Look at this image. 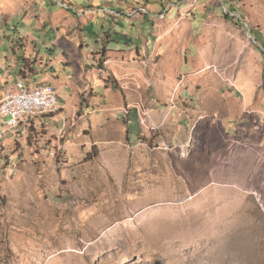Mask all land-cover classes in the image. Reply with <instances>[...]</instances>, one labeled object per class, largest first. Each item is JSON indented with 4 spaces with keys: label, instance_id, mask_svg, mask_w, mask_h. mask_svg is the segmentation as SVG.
I'll use <instances>...</instances> for the list:
<instances>
[{
    "label": "rangeland",
    "instance_id": "1",
    "mask_svg": "<svg viewBox=\"0 0 264 264\" xmlns=\"http://www.w3.org/2000/svg\"><path fill=\"white\" fill-rule=\"evenodd\" d=\"M61 78L0 125V264H264V0H0V99Z\"/></svg>",
    "mask_w": 264,
    "mask_h": 264
},
{
    "label": "built area",
    "instance_id": "2",
    "mask_svg": "<svg viewBox=\"0 0 264 264\" xmlns=\"http://www.w3.org/2000/svg\"><path fill=\"white\" fill-rule=\"evenodd\" d=\"M53 86H42L41 84H28L23 79L15 81L7 90L9 95L8 108H0V112L5 113V124L1 125L5 131L9 128V119L12 115L23 114L25 109L33 108L38 105H51L49 99V89ZM34 120V118H33Z\"/></svg>",
    "mask_w": 264,
    "mask_h": 264
},
{
    "label": "bare ground",
    "instance_id": "3",
    "mask_svg": "<svg viewBox=\"0 0 264 264\" xmlns=\"http://www.w3.org/2000/svg\"><path fill=\"white\" fill-rule=\"evenodd\" d=\"M20 80L21 79H17L15 81H20ZM39 84H41L42 86H50V85L45 84V83H39ZM49 99L52 100V102H53L51 105H38V106L33 107V108L25 109L23 114L12 115L11 118L9 119V128H11V129L17 128L19 125H21L25 121L31 120L33 118L35 119V118L56 112L58 110V106H59L58 91L56 88L49 89ZM8 106H9V95L6 91L0 99V108H8ZM4 124H5V113L0 112V125H4ZM0 138H1V135H0ZM242 164H243V162H242ZM239 167H241V166H239ZM236 168H238V167L236 166ZM237 170H239V168ZM194 249L196 250L195 257L197 259L200 258V259H198L197 264H203L202 261L204 258V253H203V249L201 246V242H200V244H198L197 247H194Z\"/></svg>",
    "mask_w": 264,
    "mask_h": 264
},
{
    "label": "crops",
    "instance_id": "4",
    "mask_svg": "<svg viewBox=\"0 0 264 264\" xmlns=\"http://www.w3.org/2000/svg\"><path fill=\"white\" fill-rule=\"evenodd\" d=\"M23 80L27 83V81L25 79H23ZM67 81L68 80L64 79V78H61V80H55L54 82H56L59 85L58 87L53 86L52 85L53 83L52 84L49 82L45 83V84L51 85L57 89L58 100H59V104L61 105L60 107L70 106V104H72L71 101L74 98V89L73 88L68 89V87H70V86L63 84V83H66ZM69 91H70V93H69Z\"/></svg>",
    "mask_w": 264,
    "mask_h": 264
}]
</instances>
